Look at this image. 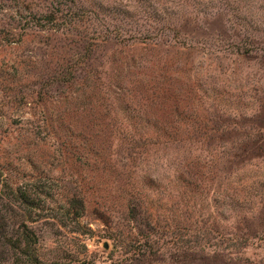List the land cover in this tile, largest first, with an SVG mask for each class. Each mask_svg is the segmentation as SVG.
<instances>
[{"label": "rangeland", "instance_id": "374dc122", "mask_svg": "<svg viewBox=\"0 0 264 264\" xmlns=\"http://www.w3.org/2000/svg\"><path fill=\"white\" fill-rule=\"evenodd\" d=\"M121 1L82 3L96 12L94 27L128 30ZM243 5L246 17H264V0ZM216 13L181 39L194 51L174 50L152 82L133 87L131 125L118 107L112 127L65 123L57 135L38 128L36 75L71 46L52 50L42 36L20 46L0 34V264L17 256L25 228L41 264H130L136 198L153 219L155 264H264V59L225 52L215 30L232 11ZM249 30L264 49V34ZM124 44L110 41L99 60Z\"/></svg>", "mask_w": 264, "mask_h": 264}, {"label": "trees", "instance_id": "16d2710c", "mask_svg": "<svg viewBox=\"0 0 264 264\" xmlns=\"http://www.w3.org/2000/svg\"><path fill=\"white\" fill-rule=\"evenodd\" d=\"M82 2L87 3V0H0V34L15 45L19 42L22 46L30 37L42 36L43 45L51 47L52 42L55 43L52 50H56L59 43L65 44L60 47L62 50L71 46L65 51L67 59L58 63L56 69L46 75H36L39 80L36 108L42 117L38 128L54 130L55 135L65 123L69 126L80 122L101 130L112 127L118 123V107L124 108L128 125L136 121L139 116L130 115L133 104L125 101L127 97L131 99L133 87H146L152 82L147 81V75L151 72L159 75L164 70L161 62H165L174 50L194 51L193 44L181 39L195 38L202 29L199 21H207L211 10H217L212 15L214 19L223 18L221 13L227 10L232 11V17H224L223 24L215 30L219 38L224 39L225 52H235L239 58L247 59L253 53L264 55V49H257L255 37L249 30L253 28L264 34V17H246L243 0H127L126 4L121 1L119 5L129 11L120 13L131 15H128L130 29L121 27L116 31L106 25L100 30L89 23L90 19L98 20V16ZM16 37H20L18 41ZM234 37L239 40L235 41ZM248 37L251 43L246 41ZM112 40L129 45H119L105 61H100L103 46ZM34 62L41 65L42 61ZM28 66L27 62H20L22 69ZM158 92L156 89L151 93L154 103ZM2 174L0 163V176ZM130 208L135 214L131 235L137 244L130 264H155L153 257L161 253L150 226L153 219L144 216L147 209L142 199L133 200ZM35 245L32 233L25 228L22 239L13 247L17 256L1 264H41Z\"/></svg>", "mask_w": 264, "mask_h": 264}]
</instances>
